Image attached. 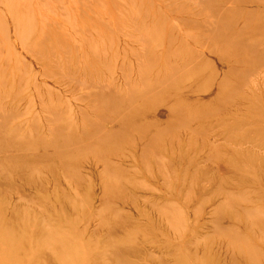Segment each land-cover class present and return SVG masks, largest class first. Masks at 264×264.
I'll return each instance as SVG.
<instances>
[{
  "label": "rangeland",
  "instance_id": "rangeland-1",
  "mask_svg": "<svg viewBox=\"0 0 264 264\" xmlns=\"http://www.w3.org/2000/svg\"><path fill=\"white\" fill-rule=\"evenodd\" d=\"M1 13L0 264H264V0Z\"/></svg>",
  "mask_w": 264,
  "mask_h": 264
},
{
  "label": "bare ground",
  "instance_id": "bare-ground-1",
  "mask_svg": "<svg viewBox=\"0 0 264 264\" xmlns=\"http://www.w3.org/2000/svg\"><path fill=\"white\" fill-rule=\"evenodd\" d=\"M14 1L15 0H0V8L1 9L6 8L9 4H11ZM4 24H5V16H4V13H1V15H0V25H4Z\"/></svg>",
  "mask_w": 264,
  "mask_h": 264
}]
</instances>
